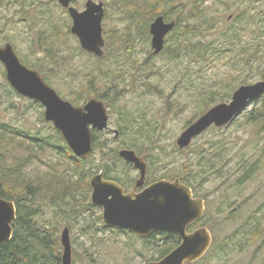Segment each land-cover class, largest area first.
<instances>
[{
    "label": "rangeland",
    "instance_id": "1",
    "mask_svg": "<svg viewBox=\"0 0 264 264\" xmlns=\"http://www.w3.org/2000/svg\"><path fill=\"white\" fill-rule=\"evenodd\" d=\"M93 1L104 4L101 58L81 49L70 32L72 20L57 0H0V47L10 44L19 60L45 77L66 101L97 99L87 97L97 91L102 96L97 100L103 102L109 116V128L98 133L99 141L117 154L131 143L144 149L142 157L153 150L151 155L157 161L147 169L148 177L180 175L176 179L191 183L197 197L203 199L206 227L218 245L242 226L248 228L253 215L264 225V116L253 122L246 120L257 115L264 97L227 127L206 130L185 150L177 152L176 145L188 122L201 116L204 103H215L208 109L228 103L240 86L264 81V0H209L204 4V16L190 22L185 19L193 11V0H175L169 22L176 24L178 18L200 31L188 33V40L179 30L171 32L165 37L163 51L156 55L149 25L162 10H153L155 1L136 23L126 19L123 6L115 5L117 0ZM86 2L75 0L73 5L82 11ZM164 9L168 13V7ZM197 41L211 46L208 56L199 58L190 53L188 44ZM176 48L177 57L173 53ZM116 95L119 97L112 101ZM43 114L39 103L22 98L9 86L0 63V125L27 138H34L36 131L56 141L57 131L44 121ZM7 141L8 160L28 156L17 142ZM33 151L37 158L31 154L28 167L22 171L28 179L47 184L49 174L62 178L72 174L74 164L66 155L38 148ZM93 153L94 161L85 166L102 172L98 152ZM107 162L115 178L134 182L139 178L138 170L127 168L120 158L105 156L103 164ZM246 174L249 176L242 181ZM134 182L129 185L131 192ZM25 205L36 212L33 221L37 227L53 229L60 256V235L64 228L69 229L71 264H148L166 244L164 238L156 236L147 245L130 233L104 226L102 210L96 206L72 212L53 206L49 198H40L37 193ZM245 238L246 233L237 234L227 253L218 255L210 249L198 264H248L252 260V264H264V233L251 246L239 250Z\"/></svg>",
    "mask_w": 264,
    "mask_h": 264
},
{
    "label": "water",
    "instance_id": "2",
    "mask_svg": "<svg viewBox=\"0 0 264 264\" xmlns=\"http://www.w3.org/2000/svg\"><path fill=\"white\" fill-rule=\"evenodd\" d=\"M72 2L73 0H57L72 20L71 34L78 39L82 50L101 58L105 45L102 35L103 2L87 0L83 11L74 8ZM174 26V22L167 23L162 16L153 20L149 26L153 54H159L163 50L164 39ZM0 63L4 66L9 86L19 96L41 104L44 108V120L60 133L74 156L79 159L89 156L92 150V131L101 132L108 128L109 116L103 102L91 99L84 106L76 107L65 101L36 71L20 63L10 44L0 47ZM263 95L264 81L240 86L233 92L228 103L211 107L191 123L178 136L177 147L180 150L189 147L196 137L212 126L222 128L228 125ZM118 157L138 170L139 178L132 192L128 193L116 182L105 180L102 173L90 178V202L102 210L103 225L127 231L141 239L154 233L175 234L180 240L177 247L159 261L149 264L193 263L202 258L211 246L209 230L198 228L187 232V229L202 218L203 200L193 198L191 189L178 179L159 180L143 188L147 170L143 159L128 149L120 150ZM137 189L141 191L136 192ZM15 217L13 202L0 198V244L11 239ZM60 243L63 249L61 264H71L68 228L62 230Z\"/></svg>",
    "mask_w": 264,
    "mask_h": 264
},
{
    "label": "trees",
    "instance_id": "3",
    "mask_svg": "<svg viewBox=\"0 0 264 264\" xmlns=\"http://www.w3.org/2000/svg\"><path fill=\"white\" fill-rule=\"evenodd\" d=\"M152 1H155L153 10L159 9L162 10L157 16H162L166 22L172 21V14L174 11L173 3L175 0H117L115 5L121 4L125 10L126 19L130 22H135L137 20L141 21V13L147 12V6ZM209 0H193L194 6L192 8V12L189 11L186 22H190L193 18H202L204 15V4ZM168 7V13L166 9ZM231 17V16H230ZM232 18V17H231ZM236 22V21H235ZM136 23V22H135ZM146 21L145 26L149 25ZM182 24V25H181ZM209 26L208 28H210ZM179 30L181 32L182 38H187L188 33L195 35L199 33L197 27H192L189 23L184 24L178 18L175 24L174 29L171 31L174 33ZM148 37V36H147ZM180 37V36H179ZM188 40V38H187ZM186 40V41H187ZM120 43V42H119ZM133 42H131L132 45ZM190 53H193L196 57L204 58L208 56L207 52L209 47L205 46L201 41L194 42L193 44H188ZM174 56H178V49L173 50ZM188 54L189 51L186 50ZM205 60V59H202ZM21 61V60H20ZM22 62V61H21ZM27 66V65H26ZM30 69H33L32 66H27ZM42 79L49 84V81L41 75ZM94 78V76L92 77ZM94 80H89L90 84L93 83ZM234 90V89H233ZM58 93V92H57ZM59 94V93H58ZM60 96V95H59ZM87 97L97 98L102 100V96L98 94V92H93L88 94ZM119 96H115L112 101H116ZM264 97V96H263ZM63 98V97H62ZM64 99V98H63ZM227 100L229 99V95H227ZM213 101V98H211ZM86 102V97L71 99V103L75 106H79L80 103L84 104ZM221 102H225L221 100ZM215 104L204 103V107L200 112L201 115L206 112L210 105ZM199 113V114H200ZM257 115L247 116L246 120L248 122H253L259 120L264 116V104L262 107L256 109ZM251 115V114H250ZM200 116V115H199ZM198 118V115L193 118L195 120ZM43 121V120H42ZM190 125L188 122L187 126ZM228 126V125H227ZM226 126V127H227ZM225 128V127H223ZM220 129V128H219ZM12 136H9L8 134ZM57 136V140L53 141L51 138H46L41 136L39 132L35 131L34 138H27L23 133L17 132L16 130L11 129V127L6 125H0V198L13 202L16 208V219L12 224V237L11 239L4 244H0V264H61V256L59 251L55 248L57 243V239L54 238L55 233L53 229L48 228H39L37 224L33 221V218L36 216V212L32 208H28L25 205V201H31L36 196L40 198H49L51 204L56 207H66L72 212H76L78 210L89 209L91 210L93 206L90 204V187L88 184L89 178L97 173L93 172V169L85 166L89 160L94 161V151L98 152V161L99 165L101 163L102 174L104 179L111 180L117 182L120 186H122L125 191H129V185L131 186L134 182L133 179L125 181L115 178L112 175L110 163L103 164L104 157L108 156L113 158L114 160H119L116 150L109 149L105 142H100L98 139V133L93 132L92 134V152L85 159H78L74 157L72 152L68 149L64 141L62 140L59 132H55ZM18 137L21 138L17 139ZM44 137V138H43ZM149 139V138H148ZM17 142L16 146L23 152H27V157H12L11 159L7 158L6 154L8 152V141ZM150 140V139H149ZM53 150L56 153L63 155L70 159L74 164V169L72 170V174L67 178H62L55 176L54 174H49L50 181L48 180L47 184L39 183V181H34L32 179H28L25 175L22 174L24 168H27L30 163L31 154H33L34 158H37L33 149L36 150ZM124 148L133 150L139 157H142L141 153H143L144 149L139 148L136 144L131 143L129 145H124ZM185 150V149H184ZM183 150H178L177 152H181ZM104 152L108 153L105 154ZM153 150L151 151V154ZM148 154L147 157H142L147 165V169L149 170L151 166L155 165L157 159L154 158L153 155ZM31 155V156H30ZM151 155V157H150ZM30 157V158H29ZM150 157V158H149ZM127 168H131L130 164H126ZM249 174L243 175L241 180H246ZM179 176L174 178L164 177L160 175V177H151L147 176L146 173V185L153 183L155 181L161 179H170L174 180L176 178L179 179ZM180 182L188 186L192 192L194 197H197L195 187L187 182L186 180L180 178ZM35 184H37L35 186ZM206 212L205 210L203 217L193 223L188 231H192L196 228L200 227H209L208 221H206ZM251 224H248V228L246 226H242V228L237 229L233 232V234L226 238L225 241L221 244H217V239L213 237L212 244L210 249L217 250L218 255L227 253L229 250L228 245L232 242V240L236 237L237 234L244 235L246 233V238L244 242L241 243L239 250L244 249L246 246H251L254 242H256L264 233V225L261 222H257L255 220V215L251 216L250 219ZM228 219L225 220L226 223ZM206 227V228H207ZM211 230V229H210ZM156 236L162 237L165 239L166 244L162 246L163 249L159 252L158 257L153 259V261H158L166 254H168L171 250H173L179 243V238L174 234H152L147 239H142L146 242L147 245L150 244V241L154 239ZM255 239V240H254ZM217 248V249H215ZM208 250V252L211 250ZM207 252V253H208ZM206 253V254H207ZM205 254V255H206ZM216 256V254H215ZM205 256H203L200 260L193 263H185V264H198ZM217 257V256H216ZM253 260L248 264H252Z\"/></svg>",
    "mask_w": 264,
    "mask_h": 264
},
{
    "label": "flooded vegetation",
    "instance_id": "4",
    "mask_svg": "<svg viewBox=\"0 0 264 264\" xmlns=\"http://www.w3.org/2000/svg\"><path fill=\"white\" fill-rule=\"evenodd\" d=\"M74 1H75V0H73V2H72V6H73L74 8H76V7L73 5ZM76 9H77V8H76ZM77 10H78V9H77ZM78 11H79V10H78ZM136 180H137V179H136ZM136 180H135V181H136ZM134 183H135V182H134ZM145 183H146V182H145ZM145 186H147V185L144 184L143 188H144ZM133 188H134V187H133ZM141 189H142V188H141ZM141 189H137L136 192L141 191ZM132 190H133V189H132Z\"/></svg>",
    "mask_w": 264,
    "mask_h": 264
}]
</instances>
